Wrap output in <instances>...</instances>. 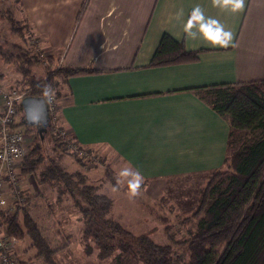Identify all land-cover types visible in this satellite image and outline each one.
Masks as SVG:
<instances>
[{"label": "crops", "instance_id": "crops-1", "mask_svg": "<svg viewBox=\"0 0 264 264\" xmlns=\"http://www.w3.org/2000/svg\"><path fill=\"white\" fill-rule=\"evenodd\" d=\"M83 1L21 0L45 54L60 57L64 66L95 70L70 76L62 86L60 125L80 146L108 148L139 172L148 195H158L171 177L219 168L230 126L197 88L264 79V0H245L235 14L216 0H89L77 22ZM196 7L233 33L232 45L211 47L185 32ZM165 33L187 50H201L199 58L151 65ZM41 68L42 75L33 68L32 76L43 77ZM20 77L0 59L3 88H17ZM21 178L23 191H38L33 176Z\"/></svg>", "mask_w": 264, "mask_h": 264}, {"label": "trees", "instance_id": "trees-1", "mask_svg": "<svg viewBox=\"0 0 264 264\" xmlns=\"http://www.w3.org/2000/svg\"><path fill=\"white\" fill-rule=\"evenodd\" d=\"M88 2L83 1L77 22ZM14 4L23 10L21 0H14ZM9 7L0 9V14L10 15L9 31L18 41L12 42L15 50L9 51L10 41L5 38L6 45L0 43V59L21 76L27 95L44 96L50 91L59 98L70 76L95 71L92 67L64 66L60 57L45 54L42 49L35 52L39 46L34 24L24 14L21 19L14 17V9ZM26 32H30L28 38ZM200 52L187 50L183 41L165 33L150 64L195 61ZM44 61L47 62L43 66L44 76L33 77V65ZM197 90L228 121L230 134L224 161L210 172V181L200 189L196 209L185 217L177 216L184 226L194 223L186 236L173 233L174 227L164 219L165 240L159 242L151 233H136L118 220L113 214L114 200L102 190V184L90 182L80 159L77 161L81 166L75 171L61 164L63 152L59 151V137L53 129L54 150L60 155L46 156L40 141L31 147L20 175L34 176L39 191L35 195H26L24 191L25 202L0 215V225L5 226L7 235L24 243L29 241L24 254L35 250L34 257L43 264H59L57 253L71 244L72 235H66L59 227L55 233L61 235V240L54 243L55 237L45 235L31 211L34 199L46 196L44 189L40 190L45 186L56 195L57 202L63 198L72 201L71 209L78 215L85 249L88 253L96 250L97 257L108 264H264V79L209 85ZM19 112L24 115L21 103ZM24 123L27 124L23 116L15 126ZM26 262L21 260V264Z\"/></svg>", "mask_w": 264, "mask_h": 264}, {"label": "rangeland", "instance_id": "rangeland-1", "mask_svg": "<svg viewBox=\"0 0 264 264\" xmlns=\"http://www.w3.org/2000/svg\"><path fill=\"white\" fill-rule=\"evenodd\" d=\"M9 6L14 9V17L21 19L24 13L21 9H17L14 0H0V9H10ZM1 16L0 14V43L5 44L4 41L5 38H7V40L10 41L7 50H15L12 47V42L18 41V38L9 31L10 25L12 26V24H10L12 21L10 15H5L6 17ZM31 23L33 24V22ZM28 36H30V32H26L25 37L28 38ZM39 51H41V48L37 47L35 52ZM46 63V61L41 64L35 63L33 68L36 72H39L38 74L42 75L41 66H45ZM44 74L45 71L43 75ZM34 76H37L36 73H34ZM16 86L22 89L21 82ZM22 90L27 92L25 89ZM20 115L21 118L24 116L23 114ZM19 119L17 121H19ZM57 125L62 131L63 129L65 130V128L62 129L59 118L57 120ZM18 127L20 130L24 131L27 136L29 151L35 141H40L43 144L44 152L48 157L53 156L58 158L60 155L59 151H62L61 164L69 171H75L80 168L81 164L77 161V158L80 159L81 163L85 164L82 170L86 172L90 178V182L102 184V190L114 200V216L136 233L149 232L157 241L162 242L165 240V234L163 233L165 221L174 227L172 232L178 234V236L184 237L187 235L188 228H194L193 222L185 226L182 225L177 216L185 217L196 209L199 191L210 181L212 176L210 172L171 177L166 180L164 188H162L160 193L156 196L146 194L145 186L148 181L142 179L138 194L132 197L127 188V180L119 176V173L123 169L131 168L123 161L116 158L114 153L108 148L80 146L70 132L65 130L66 134L64 136L54 124H51L47 128V131H43L42 133H39L36 127L25 123L20 124ZM52 129L59 137V151L54 150ZM233 151L234 150H231V153H233ZM33 180L36 182L34 176L32 178V181ZM43 187L40 190L44 189L43 191H45L46 196L41 199L38 197L34 199V201H36V206H31L33 216L39 221L41 227H43L45 235H51L53 238L55 237L56 242L54 243L56 244H59L61 240V235L55 233L56 229L59 227L66 235H72L71 244L57 253L59 264H108L107 261L104 262L97 257L96 250H92L88 253L87 249H85L84 242L81 241V234L79 232L80 221L78 215L75 210L71 209L73 206L72 201L63 198L59 203L56 201V195L50 191L49 188ZM27 188H29L31 192L25 189L26 195H35L39 191V187H37L38 191L34 190L33 187ZM164 219L166 220L164 221ZM57 222H60V225L57 224ZM20 243V245L25 247L29 246V241L25 240V243ZM34 254L35 250L30 249L21 260H27L26 264H43L40 258L34 257Z\"/></svg>", "mask_w": 264, "mask_h": 264}, {"label": "built area", "instance_id": "built-area-1", "mask_svg": "<svg viewBox=\"0 0 264 264\" xmlns=\"http://www.w3.org/2000/svg\"><path fill=\"white\" fill-rule=\"evenodd\" d=\"M25 96L27 94L23 90L5 89L0 85L2 101L0 113V215L14 211L26 200V196L23 194L20 168L29 153V145L24 131L13 128L20 114L19 104ZM44 96L49 104L50 124L56 125L60 133L65 136L66 131L63 127L62 131L57 125L58 98L50 91ZM20 242V240L8 236L5 226L0 225V264H21L23 252L20 249Z\"/></svg>", "mask_w": 264, "mask_h": 264}, {"label": "clouds", "instance_id": "clouds-1", "mask_svg": "<svg viewBox=\"0 0 264 264\" xmlns=\"http://www.w3.org/2000/svg\"><path fill=\"white\" fill-rule=\"evenodd\" d=\"M217 6L227 9L231 13H239L244 10L245 0H216ZM183 15L182 11L177 13V19ZM197 26V31L193 32V27ZM185 32L193 39L199 35L206 44L211 47L228 48L232 45L233 33L226 30L218 20L206 18L199 7L193 9L190 18L184 26ZM119 176L127 180V188L130 196L138 194V189L142 183V176L139 172H133L129 168L123 169Z\"/></svg>", "mask_w": 264, "mask_h": 264}, {"label": "water", "instance_id": "water-1", "mask_svg": "<svg viewBox=\"0 0 264 264\" xmlns=\"http://www.w3.org/2000/svg\"><path fill=\"white\" fill-rule=\"evenodd\" d=\"M21 105L24 112V121L37 128L39 133L46 131L50 126V112L48 100L45 96L27 95Z\"/></svg>", "mask_w": 264, "mask_h": 264}]
</instances>
